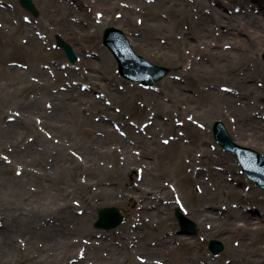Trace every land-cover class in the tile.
<instances>
[{
  "label": "rangeland",
  "instance_id": "1",
  "mask_svg": "<svg viewBox=\"0 0 264 264\" xmlns=\"http://www.w3.org/2000/svg\"><path fill=\"white\" fill-rule=\"evenodd\" d=\"M19 1L0 0V4L10 10L12 6L18 8V15L25 23L33 20L40 24V11L33 0L30 1L35 15L21 7ZM118 1L114 17L118 19L124 9H133L135 31L157 14L160 17L157 29L171 34L170 42L161 38L163 36L156 42L150 41L146 44L150 46L148 51L132 48L149 63L168 69L167 75L150 87L120 77L116 61L102 44L103 30L108 27L122 31L129 38L127 27L117 21L91 36L78 30L64 37L51 31L48 20L46 24L41 21L44 31L38 27V30L26 32L9 30L0 18V264H78L79 261H82L80 264H264V232H254L241 221L230 223L225 219L200 223L191 212L200 207H203L202 212H207L217 204L215 212L220 208L231 215L239 210L258 218L264 225V213L260 212L264 192L246 179L232 155L214 141L211 131L215 121H221L229 129L236 118L231 115L226 120L215 114L221 104L208 93V89L216 85L233 87L224 76L234 70L211 74L209 57L238 51L241 43L224 39L226 31L220 26L213 27L211 35L204 33L201 39L188 38L187 33L195 27L180 19V7H177L180 0H141V4L134 0ZM84 5L92 19L101 16V8L87 2ZM143 5L150 8L146 11ZM212 5L222 13L230 12L229 8L223 5L219 8L211 1L207 6L212 8ZM98 10L100 12L94 14ZM196 10L190 8L193 20L199 17ZM68 21L73 23L77 18L70 15ZM56 37L68 43L72 50L75 44H82L88 58L106 54L108 60L101 62L100 69L108 79L107 85L117 93L110 95L104 89H91L89 93L93 99L100 100L109 113L94 112L90 102L85 100L82 104L70 101L64 106V115L53 116L54 104L42 98L41 92L55 95L64 91L70 81L80 91L87 83L81 75L90 72L78 52L74 53V63L68 61L56 46ZM232 42L237 45L233 46ZM263 52L264 47L257 51L258 63L254 69L249 65L254 73L261 75L256 84L258 89H262L264 83ZM10 67L23 72L24 79L20 78L22 73L15 75ZM226 67L232 68V63ZM159 92L163 102L160 104L166 106L162 119H169L173 125L165 132L148 125L157 105V99L149 93ZM249 99L250 105L256 103L254 93ZM29 106H39V112L25 111ZM21 120L22 124H27L26 133L20 139L9 138L4 127L20 124ZM101 121L107 124L109 132L93 125ZM151 135H155L156 140L161 136L163 139L157 144L158 150L152 153L153 158L148 159L144 154ZM232 137L238 145L250 147L247 141L233 134ZM101 142L105 145L104 153L97 164H89L78 147L92 150L96 147L92 152L97 155ZM30 144L37 148L33 154ZM140 158L149 163L150 182L166 192L160 197L168 211L159 222L139 217L141 205L136 204L138 212L133 213L128 203L115 200L128 198L137 192L135 188L143 185L140 182L146 165L133 164L132 174L125 170L127 161ZM62 159L70 160L63 170L59 166ZM197 172L204 185L196 180ZM219 173L226 183L235 186L234 189H217ZM114 182L117 184L116 198H110ZM253 196L255 199L251 200ZM111 206L122 211L123 222L110 231L95 228L97 211ZM177 208L195 222L198 229L195 234H179L174 217ZM72 213L82 220L71 218L68 214ZM140 223L146 226L137 230L139 234H131ZM216 226L231 230L239 227L250 233L248 244L243 246L237 236L231 237L230 246L212 255L207 249L209 240L224 245L222 236L214 233ZM165 237L173 238L170 248L154 256L157 239Z\"/></svg>",
  "mask_w": 264,
  "mask_h": 264
},
{
  "label": "bare ground",
  "instance_id": "2",
  "mask_svg": "<svg viewBox=\"0 0 264 264\" xmlns=\"http://www.w3.org/2000/svg\"><path fill=\"white\" fill-rule=\"evenodd\" d=\"M209 1H211L212 4H215L219 8H222V5L223 7L229 8L230 12H228V14L222 13L217 8H214L213 5L212 9L211 6H207L209 5ZM248 1L251 3V5L249 3L246 4L245 0H226V2H224L223 0H192L190 2L189 0H180L177 2V7H180V15H182L180 19L182 21L191 23L192 26L195 27L193 31H191V33H187V37L189 36L188 38L201 39L200 37H202L204 33L211 35L213 31L212 28L220 26L224 27V30L226 31L223 35L224 39H232L234 42L241 43V47H239L238 51H235L233 53H224L221 56V53H217L214 56L209 57L208 63L211 67V74L217 75L221 72V70L224 69L226 71H234L224 76L226 80L228 79L232 83L231 86L233 87H230L231 89L221 85H218L217 87L216 85L212 89L209 88L208 93L216 100H218V102L221 104L220 108L215 112V114L220 115L226 120V117L231 115L235 116L236 118L234 123L229 124L231 128L226 129L225 125L223 126L224 130L231 138V140H233V134L236 135L237 139L247 141L250 145V147L248 148L257 152L264 159V83L262 89H258V87H256V84L260 82L261 75L254 73L253 70H251L252 68L254 69V65L256 66L258 63L257 51L261 47H264V0ZM84 2H87L93 7L101 8V16L99 18L94 17L92 19L90 12H88V8L84 5ZM118 2V0H97L95 2H92L91 0H33V3L40 11L39 13L41 21L46 24V20H48L49 22H47V24L52 26L51 31H57L61 34V36L64 37L68 35L72 36V31L78 30L84 32L88 36H91L94 35L95 32H97L96 30H101L108 24H111L112 22L115 23L114 21H117L116 23L126 26L128 29L127 32L130 35L129 38L125 37L122 31L120 33L123 34L127 44L129 45V47H131V51L130 49L127 51H123V56L124 58H127L128 61L131 59L135 60V56H138V54H136V52L132 48H142L143 51H148L150 49V46H146V44H148L150 41L156 42V39L161 36H163L161 38H167L169 42L171 41V34H166L164 31H161V28L159 30L157 29L158 23L160 21V17L157 14H155V17L150 18L149 23L144 25V27H142L139 31L134 30V25L132 23L133 9H124L122 15H120L118 19L115 18L113 11L117 7L119 8ZM134 2L140 3L141 0H134ZM2 4L3 3L0 4V18L4 19V22L8 25L9 30H21L27 32L33 31V29L38 30V27H40L42 28L40 29V31H44L41 21L40 24L38 22H34L33 20L25 23L22 21V16L18 15V13L20 12L18 8L12 6L10 10L6 8V5ZM172 5L174 7V4ZM143 8H145L147 11L150 6L143 5ZM190 8L194 10L197 8V10L195 11V13L199 16L197 20H193L191 18L192 14L190 13ZM204 9H206L207 12L203 13ZM210 9H212V11ZM209 10L211 12L210 14ZM98 12L100 11L98 10L94 14H97ZM70 15H74L77 18V21L73 23L68 21V16ZM14 20H16L17 23L13 25L12 21ZM150 20H153V22L151 23ZM154 23L156 24V26L152 31L151 27ZM201 28H204L203 33L199 32ZM241 35L243 37L239 38ZM63 42L66 43L65 41ZM66 44L71 48L68 43ZM233 44V46L237 45L235 43ZM85 48L86 47L82 46V44L79 43L75 44L74 50H72L71 48L73 53L78 52V54L83 58L84 65H87L90 69V72H86L81 75V77L87 80L85 88L80 87L81 89L80 91H78V87L72 85L70 81L65 87L64 91H59L55 95H52L51 93L45 91H43V93L41 92L42 98L50 99V101L54 104V110L52 111L54 117H60L61 115H64V106L70 101H75L82 104L86 100L90 102V107L93 108L94 112L109 113V109L102 105L100 100L93 99L89 93L91 89H104L110 95H112L111 93H117L116 91L112 92L111 87L107 85L106 81H108V79L105 76L104 72L100 69L101 62H103L105 59L108 60V57L106 56V54H98L93 59L88 58L89 56L87 57V51L85 50ZM225 58H229L230 60ZM217 63L219 64V67L217 66ZM230 63H232L233 69L226 67L229 66ZM250 64L252 68L249 66ZM237 70L238 72L236 73ZM10 71H12L15 75L18 73H22L23 75L20 74V78L24 79L23 72H20L19 70L12 67H10ZM138 71L139 70L134 69L133 71H128V73L133 74ZM76 74H78V72H74V75ZM44 76L45 78H47L46 74H44ZM166 82L167 81H165L164 83ZM74 92L75 95H72V93ZM253 93L256 103L250 105L249 98ZM149 94L153 95L157 99V102L155 103L157 105L156 109H154L153 116L148 119V125L157 127V129L160 130L159 132H165L168 128H173L172 122L169 119H167V121H164L162 119L163 113L166 110V106L164 104H160L163 103L160 99V92L157 94ZM38 109L39 106H29L25 109V111H28L30 113H38ZM93 125L96 128L103 130L104 132H109L107 124L103 121L97 124L93 123ZM26 126L27 124H25V122L24 124H22L21 120L20 124H7L4 128L8 130L7 135L9 136V138L14 137L15 139H20L21 136L26 133L24 130ZM151 138L152 140L147 141L148 146L144 154V157L148 159L153 158L152 153L158 150L157 144L161 143L160 141H162L163 136H161V138L157 140L155 139V135H151ZM251 144H254L255 146L251 147ZM103 146H105L103 145V142H101L100 146H97L100 153L97 155L92 152L96 149V147L94 148V150L89 149V147L85 148L83 146L78 147V149L84 155L85 160L89 164L95 165L98 163L99 157L104 153V150L102 149ZM29 148L31 154L35 153V150H37L36 147H33V144H30ZM232 157L233 159H235L233 155ZM60 161L61 162L59 163V166L62 168V170L66 164H70L69 159H62ZM133 164H143L144 166L146 165V171L142 173L140 182L143 183V185H139L137 189L135 188V190L137 191L135 194H131L128 198L118 200V197L116 198L117 184L114 182L113 188H111L112 195H110V198L115 197V200L119 202L128 203L127 205L133 210V213L138 212L135 211V206H138L136 204H139L141 205L139 217L142 218L146 216L151 220H156L157 222H159L164 218L163 214L168 211V207H164L162 205L160 197L163 194L165 195L166 192H164L161 188V190L158 189L159 186L154 185L150 182L148 175L149 163L147 161L143 160L142 158L132 159L130 162L127 161L125 170L128 173L132 174L134 170ZM196 176V180L200 184L204 185L205 182L201 181L200 172H197ZM218 176L220 178V182L217 186V189L221 188L222 190L226 187H235L226 183L222 174L219 173ZM205 188L208 189L206 186ZM250 199L254 200L255 196L251 197ZM176 205L178 206V203H176ZM211 207L212 208L210 210H207V212L201 211L203 207H200L201 209H194L191 212L200 223L204 222L205 220H211L213 223H215L225 219L230 223L241 221L243 225L247 226L250 229H254V232H264V225L261 221H259L258 218L254 216L242 213L239 210L235 211L234 214L231 215L228 214L229 211L225 214L223 213L224 211L220 210V208H218L219 212H215L214 209L217 207V204L212 205ZM119 211L121 214H123L121 210ZM175 212H177V209L174 210V213ZM260 212L264 213V204H260ZM68 215H70V217L74 220H82V218L78 217V215H74L73 213ZM186 219L190 220L187 216ZM192 222L195 224L194 221ZM140 224L141 225H138V228L132 229L131 234H139L137 230L141 229V227L146 226V224ZM214 233L222 236L223 239H221L224 241L223 249H225L226 246H230L229 239L235 236L240 239L243 246L247 245L249 240L248 235L250 234L246 231L241 230L239 227L231 230L225 228L219 229L217 226L215 227ZM171 239L173 238L165 237L162 239H157V245L155 247V252L153 253L154 256L156 255L155 253H161V251L163 252V250L170 248V241H172ZM191 242L193 243V241L190 240V243ZM80 263H82V261L78 262V264Z\"/></svg>",
  "mask_w": 264,
  "mask_h": 264
},
{
  "label": "water",
  "instance_id": "3",
  "mask_svg": "<svg viewBox=\"0 0 264 264\" xmlns=\"http://www.w3.org/2000/svg\"><path fill=\"white\" fill-rule=\"evenodd\" d=\"M20 3L23 7L35 13L29 0H21ZM110 40L115 41L116 44H111ZM57 43L65 51L69 61L74 62L75 56L71 48L59 38H57ZM103 43L111 48L117 58L120 74L131 81L141 82L142 84H153L168 72L165 68L148 64L140 56H135V60L131 59L129 61L127 58H124L123 51L129 50L130 47L119 30L114 28L106 29L103 36ZM262 59L264 60V53L262 54ZM134 69L139 71L133 74L128 73V71H133ZM213 133L215 140L223 149L235 153L244 173L264 190V160L257 153L239 147L232 142L220 122L214 124ZM175 217L180 227V233L192 234L196 232L195 225L178 211L175 212ZM122 219V214L114 207L100 209L95 227L106 231L111 230L117 227L122 222ZM208 249L215 255L222 250V245L219 242L211 240L208 243Z\"/></svg>",
  "mask_w": 264,
  "mask_h": 264
}]
</instances>
